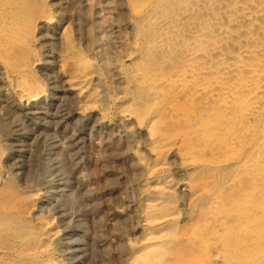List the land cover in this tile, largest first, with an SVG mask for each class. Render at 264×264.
I'll return each mask as SVG.
<instances>
[{
  "label": "bare ground",
  "instance_id": "1",
  "mask_svg": "<svg viewBox=\"0 0 264 264\" xmlns=\"http://www.w3.org/2000/svg\"><path fill=\"white\" fill-rule=\"evenodd\" d=\"M57 1L0 0V264H264V0H116L131 37L112 91L83 2L67 0L81 51ZM95 131L126 203L99 216L81 186L79 217L55 169Z\"/></svg>",
  "mask_w": 264,
  "mask_h": 264
},
{
  "label": "rangeland",
  "instance_id": "2",
  "mask_svg": "<svg viewBox=\"0 0 264 264\" xmlns=\"http://www.w3.org/2000/svg\"><path fill=\"white\" fill-rule=\"evenodd\" d=\"M54 1H56V0H54ZM54 1L53 0H45V4L52 11H54L56 8L54 5H51V2L56 3ZM81 1L83 2L82 6H83L84 15L86 14L85 18H87L86 19L87 22H86L85 27H87L86 28L87 39L89 40V45H90L89 49H88L89 51L85 52L84 50H82L83 47H82L81 43L78 42L76 39V36H75L76 32H75V29L72 25L73 14H72L70 5L67 3V0H58L57 1L58 2V6H57L58 7L57 12L58 13L56 15H57V17H59L62 20V22L66 23V25H68V27H69L68 28L69 29V39H70V42L72 41L71 43L73 44V46L74 47L77 46L76 48L80 49L81 51H84V53H90V56L93 57L97 61L99 68L104 75V78L106 77L105 80H106V83H108L107 85H109V86L112 85L111 87H109L110 90L112 91L114 89V86H113L114 85V79H113L114 76H113L112 70L110 69L111 68L110 64L114 63V62H118V59L120 56L119 54L124 53L127 50L128 43H129L131 36L127 32V30L121 29V26H122V22L124 21V19L128 20L130 15L128 16V14H126L124 11L122 12L123 14H125L124 16L121 14L119 15L118 13L114 12V11H116V5H118V2L116 0H81ZM100 4H102V5H100ZM59 10H60V12H59ZM96 21H97V23H96ZM119 23H120V25H119ZM107 25H114L118 29H120L118 36L121 37L120 41L123 39L124 43L121 41V44L116 46V48L115 47L111 48V47H109V45L107 43H105L106 39L104 36V28ZM100 36H102V38ZM110 51H111V53H110ZM105 60H107L108 62L107 61L104 62ZM111 73H112V75H111ZM110 82H111V84H110ZM4 90H6V87H3V86L0 87V92H3ZM7 120L10 122L9 119H7ZM8 121H6V123H8ZM24 122L25 121H23V120H19V122H17V124H18L20 129L22 128V133H28L29 130L32 129V126L28 125V123H26V122L24 123ZM99 134H100L99 131H95V132H92L91 135H88V134L85 135L83 144H82L81 149L79 151V156L80 157L82 156V160L79 161V159H78L79 162L77 161V163H74V166L66 163V165L64 167H62L61 170L55 169V175H56V177H55L56 182L55 183L60 185L61 183L63 184V183L68 182V186L66 187L65 190H69L68 192H71L72 196H73V198L71 199V203L68 204V206H67L69 209V213L70 212L71 213H77V215L79 217L85 216V215H83V213L81 211V206H82V202H83L81 186L86 185V187L88 189V193L90 194L91 197H93V200L96 203V206L99 207V208L96 207V210H95L99 216H101V212H103L102 206L105 207V206L110 205L109 207H112V208L114 207V209H121L124 207V205L126 203V199H124L125 194L122 193L124 184L126 183V181H125L126 177L124 174V170H123V166L121 164V161L118 158L117 145L114 141H112L110 152H109L110 154H109V156L106 157L107 160L104 159L103 162H101L102 158H104V155H103V151H102V149L98 143V137L97 136ZM18 154L20 155V158L24 157V155L22 153H18ZM46 154H48L47 149H46V151L40 150V155H41L42 159H44L43 157H45ZM47 167H48L47 165L46 166L42 165V161H41V164H39V166H38V172L46 175L48 173ZM105 175H106V177H105ZM109 175H110V177H109ZM120 184H121V186H120ZM140 184L141 183H138L134 186L137 187V189H138L140 187ZM135 190H136V188H135ZM117 191H119V192L121 191V193H117ZM115 192L118 194L117 200L115 199V195H116ZM122 194L124 195V198H123ZM109 195H110V197H109ZM111 196L112 197L114 196V197L112 198ZM113 199H114V202L112 201ZM73 209H74V211H73ZM99 209H102V211ZM79 213L82 216H80ZM87 218H86V224L89 226L90 225L89 221H88L89 218L88 219ZM106 221L107 220L102 219V221L100 222L101 223V229H102V232L105 236L110 237L111 236L110 234H112V230L106 226ZM114 225H118V227L121 229V232H123L122 233L123 235H125L127 237H129L131 235V230H132L130 227L131 225H126L127 228L125 226L119 225L117 223H115ZM109 229H110V231H108ZM112 229H113V227H112ZM128 230H130V231H128ZM106 264H114V262L112 261L111 258H109L107 260Z\"/></svg>",
  "mask_w": 264,
  "mask_h": 264
}]
</instances>
